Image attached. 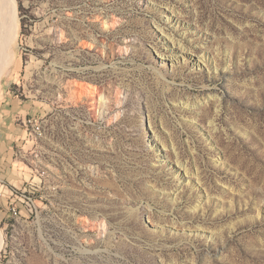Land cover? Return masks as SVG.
Instances as JSON below:
<instances>
[{
  "label": "rangeland",
  "instance_id": "374dc122",
  "mask_svg": "<svg viewBox=\"0 0 264 264\" xmlns=\"http://www.w3.org/2000/svg\"><path fill=\"white\" fill-rule=\"evenodd\" d=\"M15 3L0 264H264V0Z\"/></svg>",
  "mask_w": 264,
  "mask_h": 264
},
{
  "label": "bare ground",
  "instance_id": "6f19581e",
  "mask_svg": "<svg viewBox=\"0 0 264 264\" xmlns=\"http://www.w3.org/2000/svg\"><path fill=\"white\" fill-rule=\"evenodd\" d=\"M17 20L18 19H16L15 0H0V81L2 80L3 76L7 73V69L9 68L11 63V40L13 39V37H15L13 28L17 26ZM110 25L112 24L110 23ZM171 48H173V46H171ZM91 89L87 83L81 81L79 83L76 82V84H74L72 92L79 97H86L92 92ZM95 92H97V90ZM118 94L120 95L121 93ZM118 101L119 99H117V102ZM121 101L122 100H120V102ZM95 226L96 225L94 223L90 222L88 225V229L93 230L95 229ZM4 245V234L0 228V251L4 247Z\"/></svg>",
  "mask_w": 264,
  "mask_h": 264
},
{
  "label": "built area",
  "instance_id": "2783aa9c",
  "mask_svg": "<svg viewBox=\"0 0 264 264\" xmlns=\"http://www.w3.org/2000/svg\"><path fill=\"white\" fill-rule=\"evenodd\" d=\"M24 123L25 125H27L28 127H30V131L31 133H35V134H38L40 135L41 134V124L38 120L34 119V118H25L24 119ZM26 204V211H29V212H33L34 210V205L32 203V200L31 198H27L26 200H23ZM17 206H14L12 209L14 211V213L16 214L17 213V210H16Z\"/></svg>",
  "mask_w": 264,
  "mask_h": 264
}]
</instances>
